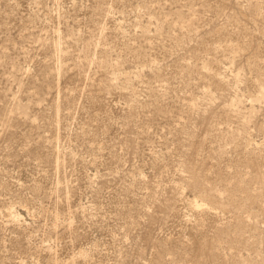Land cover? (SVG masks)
Segmentation results:
<instances>
[{
	"label": "rangeland",
	"instance_id": "374dc122",
	"mask_svg": "<svg viewBox=\"0 0 264 264\" xmlns=\"http://www.w3.org/2000/svg\"><path fill=\"white\" fill-rule=\"evenodd\" d=\"M0 264H264V0H0Z\"/></svg>",
	"mask_w": 264,
	"mask_h": 264
}]
</instances>
